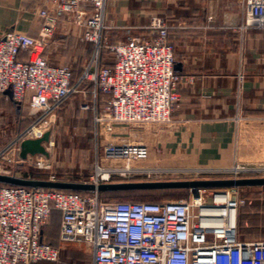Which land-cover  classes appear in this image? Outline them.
Instances as JSON below:
<instances>
[{
    "label": "built area",
    "instance_id": "built-area-1",
    "mask_svg": "<svg viewBox=\"0 0 264 264\" xmlns=\"http://www.w3.org/2000/svg\"><path fill=\"white\" fill-rule=\"evenodd\" d=\"M234 1L239 23L232 28L242 34L264 30V0ZM37 3L34 15L42 21L38 37L16 29L0 36V93L10 91L11 100L27 109L31 118L29 128L15 138L14 149L20 152L21 142L48 132L54 115L83 87L92 88L94 95H109L95 118L97 125L168 126L173 122V111L181 99L177 86L184 78L175 71L170 27L163 18H152L145 28L149 34L111 44L104 38L106 0ZM66 19L80 26L84 41L95 45L94 55L74 86L73 68L55 65L44 55L45 46ZM104 52L112 55V65L101 63ZM82 109L91 108L83 105ZM1 157L0 174L12 175ZM135 157L127 144L106 145L102 158L122 160L126 166L98 164L83 182H131L118 178L165 171L133 168ZM6 162L11 168L46 167L37 156L6 158ZM172 173L189 177L185 179L264 177V167ZM44 179L62 181L55 174ZM239 189L190 190L188 199L154 203L109 201L99 192L81 196L50 188L2 185L0 264L58 262L63 248L52 246L42 236L55 211L61 214V244L90 248L92 264H264V241L241 239L240 213L251 201Z\"/></svg>",
    "mask_w": 264,
    "mask_h": 264
},
{
    "label": "crops",
    "instance_id": "crops-1",
    "mask_svg": "<svg viewBox=\"0 0 264 264\" xmlns=\"http://www.w3.org/2000/svg\"><path fill=\"white\" fill-rule=\"evenodd\" d=\"M37 4V0H0V36L16 29L38 37L42 21L34 15ZM154 17L163 18L170 27L175 71L184 78L177 86L181 99L170 125H97L95 118L109 95H94L89 87L81 88L58 112L63 110L68 116L78 106L80 111L91 113L94 127L100 129L101 145L130 146L136 155L133 168L174 172L234 166L263 168L264 30L251 29L242 34L232 28L239 23L234 0H106L104 38L112 44L149 34L145 28ZM226 22L230 26H225ZM69 24L67 19L59 24L62 33L57 35L61 37L48 42L44 55L55 65L73 68L74 86L83 70L77 73V60L73 58L68 64L67 57L61 56V41L71 31ZM77 37L76 45L92 47L86 65L95 53V45ZM83 53L87 54L84 50L77 56ZM109 56L101 53V63ZM83 105L91 109L83 110ZM21 110L8 95L0 93V112L20 115ZM30 124L24 128L22 124L9 143L14 146L15 138ZM19 153L11 147L2 158L16 159ZM60 230L61 214L55 211L43 228V239L63 248Z\"/></svg>",
    "mask_w": 264,
    "mask_h": 264
},
{
    "label": "rangeland",
    "instance_id": "rangeland-1",
    "mask_svg": "<svg viewBox=\"0 0 264 264\" xmlns=\"http://www.w3.org/2000/svg\"><path fill=\"white\" fill-rule=\"evenodd\" d=\"M68 21V20H67ZM70 30L67 32L66 40L61 41L63 57H67L66 62L70 64L71 59H76L74 70L80 73L83 70L88 56L92 52V47L86 44L76 45L77 35L81 40L82 29L73 21H68ZM62 33L58 28L56 34L49 42L58 40ZM65 38V37H64ZM78 38V37H77ZM79 40V39H78ZM86 51L87 54L78 57L80 52ZM111 55V54H110ZM31 123L28 111L22 108L21 114H8L0 112V156L5 157L7 152L13 147L10 140L14 138L17 131L23 124V128ZM26 130V129H25ZM100 130V129H99ZM93 125L92 114L80 111L78 106H74L71 115L66 116L61 110L53 117L51 125V144L47 145L49 157L42 155L37 159L46 166L43 169L23 165L13 167L1 157V162L9 167L12 175L26 178H46L50 174H55L58 178L68 179L69 181H86L95 173L98 164L103 167H125L126 162L122 160H106L102 158V150L105 145H101V133ZM14 140V139H13ZM10 165V166H9ZM133 166V164H132ZM154 171V169L152 170ZM174 171H162L161 174H149L145 176L132 175L119 180H130L131 182L140 181H166L184 180L189 178L185 175H177ZM81 179V180H80ZM240 194L251 201L245 207L244 215L240 226L241 239L249 241H264V187H245L239 189ZM190 190H166V191H134V192H108L103 197L109 201L123 202H163L181 201L188 199ZM52 264H92V253L90 248L85 245H67L61 250L60 260Z\"/></svg>",
    "mask_w": 264,
    "mask_h": 264
},
{
    "label": "water",
    "instance_id": "water-1",
    "mask_svg": "<svg viewBox=\"0 0 264 264\" xmlns=\"http://www.w3.org/2000/svg\"><path fill=\"white\" fill-rule=\"evenodd\" d=\"M176 68V66H175ZM10 98L11 92L6 93ZM51 143V131L46 132L41 138L27 139L20 144L19 156L27 160L29 156L49 157L47 145ZM0 184L27 187V188H50L57 190H73L81 192H112V191H135V190H213L245 187H264V177L247 178H212V179H184L166 181H140L118 182L109 184H91L80 181H49L45 179H27L10 174H0ZM198 197V194L195 195Z\"/></svg>",
    "mask_w": 264,
    "mask_h": 264
},
{
    "label": "trees",
    "instance_id": "trees-1",
    "mask_svg": "<svg viewBox=\"0 0 264 264\" xmlns=\"http://www.w3.org/2000/svg\"><path fill=\"white\" fill-rule=\"evenodd\" d=\"M105 54H107V53L105 52ZM109 57L110 58H108V60H105L102 63L103 64H108V65H112V63H113V57H112V55H110ZM37 179H44V178H37ZM2 185L3 184H0V186H2ZM4 186H11V185H4ZM61 191H64L66 193H73V194H77V195H81V196H86V195H89L91 193V192H81V191H73V190H61ZM135 191H166V190H135ZM112 192L126 193V192H134V191H112ZM104 193H108V192H101L100 193V196L103 197ZM121 202H123V201H121ZM154 203H159V202H154ZM244 211H245V208H243L241 210V213H240V226H241V222H242V216L244 215Z\"/></svg>",
    "mask_w": 264,
    "mask_h": 264
}]
</instances>
